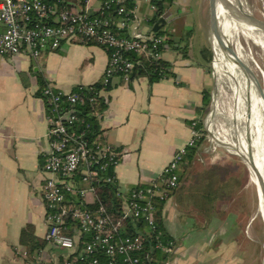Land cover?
<instances>
[{"label": "crops", "instance_id": "1", "mask_svg": "<svg viewBox=\"0 0 264 264\" xmlns=\"http://www.w3.org/2000/svg\"><path fill=\"white\" fill-rule=\"evenodd\" d=\"M134 1L141 31L154 35L163 28L173 45H166L163 53L170 65L168 80L139 77L126 83L116 78L105 91L108 104L98 120L99 136L123 153L115 168L123 197L131 188L147 186L161 176L191 139L192 122L200 120L205 97H212L215 86L210 69L209 0H199L197 5L194 0H172L162 15L153 0ZM91 7L93 14L96 8ZM213 42L211 38L212 52ZM108 61L104 47L76 43L64 44L38 60L0 55V264H60L70 255L47 243L41 251L43 259L31 263L20 244L28 226L41 241H46L48 227L43 188L50 175L43 162L49 151V123L39 91L42 81L64 92L98 84ZM217 161L197 154L190 175L165 202L163 225L175 245L167 264L234 263V241H242L244 235H234L240 219L227 206L236 190L234 181L240 183L243 171L230 159ZM235 169L237 174L231 173ZM216 189L221 194L214 207L201 204L202 194ZM96 201L93 193L85 196L88 205Z\"/></svg>", "mask_w": 264, "mask_h": 264}, {"label": "built area", "instance_id": "2", "mask_svg": "<svg viewBox=\"0 0 264 264\" xmlns=\"http://www.w3.org/2000/svg\"><path fill=\"white\" fill-rule=\"evenodd\" d=\"M91 1L86 0L82 5L78 0H0V26L3 28L0 31V55L12 58L26 55L38 60L68 43L99 45L109 56L102 78L105 87L116 78L130 82L137 63L127 57V53L152 62L163 59L166 37L144 34L134 10L125 8V0H100V6L93 14ZM113 4L117 5L115 12L121 16L119 20L107 16ZM166 80V77L161 79ZM42 95L49 123V151L43 162L44 171L50 175L43 188L48 226L45 240L70 253L60 264H100L99 259L91 258L97 252L106 254L110 258L109 264H116L118 256H124L127 264H140V259L132 254L143 250V241L121 238V228L128 219H144L155 229L153 215L157 200H166L168 193L178 188L184 155L188 148L197 147L203 138L202 130L197 129L198 122H192L191 139L176 152L161 176L153 179L147 188H131L128 196L123 197L115 175L123 153L100 136L91 139V124L85 123L78 109L88 106L90 115L99 120L103 115L99 107L108 104L105 91L86 88L64 92L47 84ZM81 124H84L83 128L78 127ZM98 182L117 185V195L124 201L121 217L111 215L104 206L90 212L68 205V194L80 196L84 204H87V193H93L98 200L94 186ZM68 218L79 224V230L73 236L66 234ZM82 234H90L91 240L79 250ZM155 248L172 254L175 245L173 242L163 244L158 235ZM37 258L39 262L43 259L42 252Z\"/></svg>", "mask_w": 264, "mask_h": 264}, {"label": "trees", "instance_id": "3", "mask_svg": "<svg viewBox=\"0 0 264 264\" xmlns=\"http://www.w3.org/2000/svg\"><path fill=\"white\" fill-rule=\"evenodd\" d=\"M80 4L84 5L86 0H78ZM104 2L108 0H103ZM153 6L157 10V14H163L166 10V6L172 4V0H153ZM124 6L127 10H134L135 9V1L134 0H125ZM117 9V5L113 4L109 12H107L108 17H113L115 20H119L121 16L117 15L115 10ZM153 22L156 21L154 18ZM157 36L166 37V41L164 45H173V40L167 34V31L163 28L158 30ZM163 45V46H164ZM162 48V47H161ZM165 50V49H164ZM127 57L131 60H134L137 64L130 76V82L134 81L139 77H147L150 79L151 82H160L163 77L167 79L171 76L170 65L166 63L163 59L159 62H152L151 60H147L143 56H139L134 53H127ZM218 61L214 64L217 66ZM42 87L40 88L39 95L43 98L42 90L47 85L44 81L41 82ZM111 84L108 86H103L102 81L98 84L93 86H79L75 88V91H80V89L86 88H93L96 91H108ZM212 103V97L210 94L206 95L205 97V110L203 113L208 112L210 105ZM107 104H102L99 107V111H104ZM80 117L85 119V123L91 124V132L90 138L93 139L100 135L98 120L95 116L90 115L89 107L88 106H80ZM197 129L202 130L203 124L202 121L197 120ZM84 123V124H85ZM84 124L78 125L79 128H83ZM200 143L197 147L188 148L186 154L184 155L183 162L181 168L179 170V186L177 189L172 190L168 193V197L171 193H174L179 190L181 185L184 184L188 176L190 175L191 168L193 163L196 159L198 148ZM232 146L234 151L239 155L237 151V145L232 141ZM94 186L97 189V197L98 200L95 204L88 205L84 204L80 196L68 194L66 196L68 205H72L76 208H81L82 210H87L90 212H96L101 206H104L107 211L114 215L116 218L121 217L122 215V206L123 200L118 197V188L116 184L106 183V182H98L95 183ZM147 188V186H137V188ZM135 188V187H133ZM220 189H216L213 192L202 194L200 201L203 205H210L214 207V205L218 202L220 198ZM167 200V199H166ZM166 200H157L156 202V211L153 215L155 220V229H152L147 223H145L144 219L134 220L128 219L124 222L121 231L120 237L121 238H139L143 241L144 248L141 252H134L132 256L137 257L140 259V264H167L170 261L171 253H167L164 250L156 249V236L159 235V239L163 244H169L173 242V239L166 233L163 219H162V212L165 205ZM67 231L66 234L73 236L76 234L77 230H79V224L73 220L72 218L67 219ZM91 240L90 234H82L79 243V250H82L86 243ZM20 244L25 248L27 252L26 260L28 262H35L38 254L45 248L47 241H41L35 236V232L32 226H28L25 228L20 237ZM97 258L100 261V264H109L110 258L102 253L97 252L91 258ZM116 264H127L124 261V256H118L116 258Z\"/></svg>", "mask_w": 264, "mask_h": 264}, {"label": "bare ground", "instance_id": "4", "mask_svg": "<svg viewBox=\"0 0 264 264\" xmlns=\"http://www.w3.org/2000/svg\"><path fill=\"white\" fill-rule=\"evenodd\" d=\"M240 1L249 10L247 1ZM210 4L215 21L211 38L217 41L214 64L218 61L219 76L216 82L224 79L230 88L234 137L258 188L259 209L264 219V70L250 57L244 43V40L251 41L264 54V32L245 23L227 1L210 0ZM257 79L263 87L255 84Z\"/></svg>", "mask_w": 264, "mask_h": 264}, {"label": "rangeland", "instance_id": "5", "mask_svg": "<svg viewBox=\"0 0 264 264\" xmlns=\"http://www.w3.org/2000/svg\"><path fill=\"white\" fill-rule=\"evenodd\" d=\"M194 1L197 5L199 0ZM246 1L253 15L264 21V0ZM90 4L94 8H98L101 1L92 0ZM194 8L197 9L196 7ZM196 13L198 14L197 11ZM193 20L196 24V17H193ZM213 41H215L213 42V52L214 50L216 52L214 43L217 44V41ZM244 43L250 57L254 58L259 67L264 70L263 51L249 40H244ZM209 44L212 57L210 69L212 75L214 74L215 86L212 93L210 108L208 112L203 113L200 117V121H202L203 124L201 132L203 138L200 142L197 154H200V157L206 161L207 159L209 160L213 157H217V163L220 164L222 158H227L230 159L235 166H240V169H238L240 170L239 172H241V170L243 171V177H239L240 183H238L237 180L234 181L236 190L234 189L232 201H229L227 206V211L234 212L237 218L240 219V225L236 229L234 235H244L242 241H234L233 247L235 251L233 264H264V219L259 209L258 188L252 180V175L247 167V161L245 157L240 154L236 138L234 137V121H231L233 120V101L230 96V88L224 79L218 80V83L216 82V73L219 76V67L217 63V66L214 68L215 57L211 49V34ZM251 63L253 64L252 61ZM255 84L263 87L259 79L255 80ZM232 141L237 145L239 155L234 151ZM193 167H195V165ZM237 172L238 171L235 169L231 173L237 174ZM239 175H241V173ZM237 253L239 256L236 255Z\"/></svg>", "mask_w": 264, "mask_h": 264}, {"label": "water", "instance_id": "6", "mask_svg": "<svg viewBox=\"0 0 264 264\" xmlns=\"http://www.w3.org/2000/svg\"><path fill=\"white\" fill-rule=\"evenodd\" d=\"M225 1H227L231 9L235 12V14L239 16L245 23L253 27H256L259 30L264 32V21L255 17L251 11L245 8V6L241 3L240 0H233V1L225 0ZM209 5H210V27H211V34H212L213 32H215V21L212 15L210 0H209ZM248 169L250 170L249 167Z\"/></svg>", "mask_w": 264, "mask_h": 264}]
</instances>
